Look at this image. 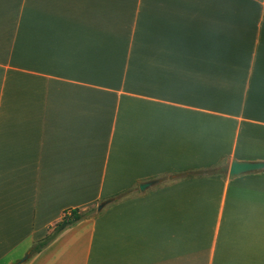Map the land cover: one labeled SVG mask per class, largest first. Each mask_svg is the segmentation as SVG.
Segmentation results:
<instances>
[{"label":"crops","instance_id":"crops-1","mask_svg":"<svg viewBox=\"0 0 264 264\" xmlns=\"http://www.w3.org/2000/svg\"><path fill=\"white\" fill-rule=\"evenodd\" d=\"M233 160L264 162V0H0V264H264Z\"/></svg>","mask_w":264,"mask_h":264},{"label":"trees","instance_id":"trees-1","mask_svg":"<svg viewBox=\"0 0 264 264\" xmlns=\"http://www.w3.org/2000/svg\"><path fill=\"white\" fill-rule=\"evenodd\" d=\"M219 171L216 170V168H207L203 170H198V171H185L181 172V178L186 179V178H192V177H201V176H214V175H219ZM133 193L132 190H127L121 194H119L116 199H122L124 197L130 196ZM92 215H95V209H89L85 212H81L78 209H73L68 212H65L61 218V220L56 223L53 227V230L51 233H49L43 240L37 242L35 245L31 247L29 250L28 255L32 256L39 251H41L44 247H46L57 235H59L62 231L65 229L74 226L77 224L79 221L91 217Z\"/></svg>","mask_w":264,"mask_h":264},{"label":"water","instance_id":"water-1","mask_svg":"<svg viewBox=\"0 0 264 264\" xmlns=\"http://www.w3.org/2000/svg\"><path fill=\"white\" fill-rule=\"evenodd\" d=\"M264 170V162H237L233 160L230 163L229 170H228V177L233 178L240 175L253 173L257 171ZM157 184V181H150L144 184H140L138 189L140 192H144L147 188L151 187L152 185ZM112 200H106L99 204L97 207V212H100L106 205L110 204ZM27 260V256H25L20 262L17 264H23Z\"/></svg>","mask_w":264,"mask_h":264},{"label":"rangeland","instance_id":"rangeland-1","mask_svg":"<svg viewBox=\"0 0 264 264\" xmlns=\"http://www.w3.org/2000/svg\"><path fill=\"white\" fill-rule=\"evenodd\" d=\"M219 173L222 174V175H225L226 172L223 173V172L219 171ZM98 206H99V204L96 206V208H94L96 211H97V207H98Z\"/></svg>","mask_w":264,"mask_h":264}]
</instances>
